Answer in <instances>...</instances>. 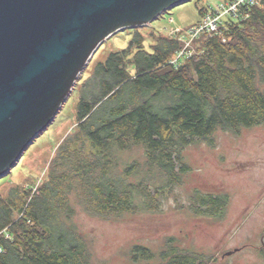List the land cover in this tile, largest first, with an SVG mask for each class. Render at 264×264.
Returning a JSON list of instances; mask_svg holds the SVG:
<instances>
[{"label":"trees","instance_id":"obj_1","mask_svg":"<svg viewBox=\"0 0 264 264\" xmlns=\"http://www.w3.org/2000/svg\"><path fill=\"white\" fill-rule=\"evenodd\" d=\"M205 10L201 9V13ZM138 28V27H137ZM135 31L127 48L90 63L78 85L75 128L34 187L0 193V264H97L74 222L87 213L118 219L162 208L191 171L185 149L215 134L264 125V0L222 34H202L196 52L171 63L177 38ZM182 43V44H181ZM142 149L143 155L125 159ZM228 194L196 190L190 209L223 216ZM135 244L136 264H210L214 257L178 246ZM264 258V246L259 249Z\"/></svg>","mask_w":264,"mask_h":264},{"label":"rangeland","instance_id":"obj_2","mask_svg":"<svg viewBox=\"0 0 264 264\" xmlns=\"http://www.w3.org/2000/svg\"><path fill=\"white\" fill-rule=\"evenodd\" d=\"M221 1L186 0L148 25L116 32L97 50L88 71L110 52L127 48L135 31L146 37L145 45L149 47L151 32L170 36L169 31L175 27L186 29L200 22L209 6ZM80 79L51 125L34 140L12 171L0 178V193L17 185L36 188L46 178L59 144L77 125ZM142 155L143 150L137 148L126 153L125 159ZM185 160L191 171L160 210L104 219L87 213L76 203L74 222L86 236L95 263L136 264L130 257L135 244L159 251L168 237H175L183 249L214 257L216 260L210 264H264L259 252L264 246V125L244 129L240 134L219 130L214 144L197 141L189 145ZM196 190L228 194L230 200L223 216L195 214L190 205Z\"/></svg>","mask_w":264,"mask_h":264},{"label":"water","instance_id":"obj_3","mask_svg":"<svg viewBox=\"0 0 264 264\" xmlns=\"http://www.w3.org/2000/svg\"><path fill=\"white\" fill-rule=\"evenodd\" d=\"M184 1L0 0V178L55 120L109 37Z\"/></svg>","mask_w":264,"mask_h":264},{"label":"built area","instance_id":"obj_4","mask_svg":"<svg viewBox=\"0 0 264 264\" xmlns=\"http://www.w3.org/2000/svg\"><path fill=\"white\" fill-rule=\"evenodd\" d=\"M261 0H223L207 8L201 21L186 29L175 27L169 31L171 37L177 38L183 43L182 49L177 53L171 63H177L181 59L191 56L196 52L195 41L202 34H222L231 21H238L250 15L251 7Z\"/></svg>","mask_w":264,"mask_h":264},{"label":"bare ground","instance_id":"obj_5","mask_svg":"<svg viewBox=\"0 0 264 264\" xmlns=\"http://www.w3.org/2000/svg\"><path fill=\"white\" fill-rule=\"evenodd\" d=\"M182 44V43H181Z\"/></svg>","mask_w":264,"mask_h":264}]
</instances>
